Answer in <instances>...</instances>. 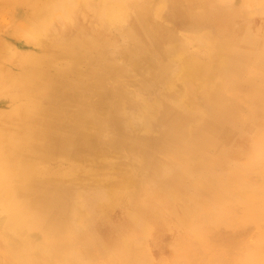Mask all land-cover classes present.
<instances>
[{"label":"rangeland","instance_id":"1","mask_svg":"<svg viewBox=\"0 0 264 264\" xmlns=\"http://www.w3.org/2000/svg\"><path fill=\"white\" fill-rule=\"evenodd\" d=\"M29 1L0 3V134L18 124L6 98L30 104L41 127L59 105L60 149L48 150L46 129L32 152L2 142L40 182L23 191L5 164L0 179L35 217L28 237L49 246L34 264H123L122 252L125 264H209L212 249L219 264L229 254L214 230L238 224L264 172V0H37L42 15ZM44 65L67 78L35 84ZM75 140L89 157L72 153Z\"/></svg>","mask_w":264,"mask_h":264},{"label":"bare ground","instance_id":"2","mask_svg":"<svg viewBox=\"0 0 264 264\" xmlns=\"http://www.w3.org/2000/svg\"><path fill=\"white\" fill-rule=\"evenodd\" d=\"M5 1H9V0H0V3H4ZM32 2H34V4H32ZM36 2H37V0H30L29 1V4H31L30 7L32 6V9H34L32 11L33 15H42L44 12H41L40 10H38V8H37L38 5H37ZM48 2H52L53 6L56 8L57 5H59V7H62L65 3H67V0H46V4H48ZM68 2H69V0H68ZM88 3H89V1H88ZM93 4H95V2ZM134 4H135V2H134ZM140 5L144 6V3L143 4L141 3ZM76 6L77 5H75V7ZM138 6H139V4H138ZM73 7L74 6L72 5V9H74ZM70 9H71V7H70ZM62 12H63V10H62ZM64 13L66 14L65 10H64ZM64 47H65L64 48V54H65L64 56H66V57H69V58H71L73 60H75V59L78 60L79 58L84 56V55H82L80 53H76L74 50H71V49L67 48L68 46H64ZM60 72H63V71H59L58 70L57 72L52 74L50 72V70H49V66L44 65V69L42 71H39L38 74H37V72H35V75L33 77V81L35 82V81L41 80L44 83L55 87V86H58V85L63 83V82H61L63 80L62 77L63 78H67V77H64L65 75L60 73ZM0 76L2 77V78L0 77V88H1L3 85H5L4 83L6 82L7 79L3 76V74H0ZM64 82H65V80H64ZM31 83H33V82H31ZM35 84H36V82H35ZM35 84L31 85V87H35L36 86ZM28 97L29 96H24L23 99L26 100V99H28ZM8 99L9 98H6V101L8 102V105L10 107L9 109H12V111L14 112L11 120L14 119L13 121L18 123L17 125H15V127L23 128L24 130H26V133L22 134L23 132L22 133L17 132L15 130V127H14L12 129H9V132L7 134H0V143L5 142V143H7L8 146H9V144L21 145V146L23 145V146H25V148H26V146L28 147V145H30V150H26V151H31L32 152L34 147L36 149H38V147H39L38 145H39V143L41 141V138L43 139V136L46 134V133L43 134V131L46 129L45 132H47L48 150L55 151V150L60 149L59 145L56 142L57 134H55L53 132L54 129H52V132L50 130L55 125L53 116L58 113L59 110L57 109V107L59 105L57 107H49V106L47 107L48 109L46 110L47 111L46 113L48 114L47 115L48 117L46 119V124H44V126L41 127L39 122H38L39 114H38V112H36L34 110V108L30 107V104H26V105H24L25 103L21 104L20 101H18V100L16 101V98L13 99V101H14V103H13V101L11 99L9 101H8ZM31 100H33V99H31ZM35 103H36V101H35ZM62 110L63 109L61 108V111ZM64 113L66 114L67 112L64 111ZM30 115H32V116H30ZM29 121H30V123H29ZM21 123H24V124H21ZM60 125H61V127L63 125V128H62L61 131H60V128H59L58 131H60L59 134L62 136L65 133L64 132L65 128H64V124L60 123ZM54 127H56V126H54ZM72 143L74 144V149L72 150V153H75L74 155H79V156H76V157H80V158H83V156L89 157V152H91L92 149L86 148L80 141H76L75 140V141H72ZM2 156H5V158L2 157ZM25 161H26V159L24 157H22V156H15L13 154L7 156V154L4 152L3 148L2 147L0 148V166L5 164V166L7 165V166L15 169L14 173L18 176V178H20L22 180L23 177H24L23 180L25 182L29 183L30 186H31L30 189H23V188H20V189H22L23 191H29V190L35 189L37 187L36 183H39L40 181L36 180L35 178H33L31 176V174L34 173V167L31 165V163H28V162H25ZM4 171H5V169H4ZM7 171H9V170H7ZM6 175H9V174H6ZM0 176L3 177L4 175H1V173H0ZM259 178H260L261 183L257 184V181H259ZM259 178H257V177L254 178L253 177V182L255 181L253 183V185L251 186V188L253 187V189L251 191H249L251 189V188H249V190H248L250 192L249 193L250 194L249 198L245 197L246 201H248V202L250 201L249 204H251V206L248 205V207L250 206V208L253 209V210L251 211V209H249L247 207L248 209L246 208L245 211L242 209V211H241L240 209L244 208V207L240 208V206L242 204L240 206H238V205H239L240 202L242 203L243 200L240 201L242 198H240L239 201H237V199H236L235 201H236V203H238V205H236V206L239 207V208L237 207L236 209H238L241 212V214L243 215L240 218L238 224L231 225L229 227V229H227L228 227H226V229L225 228H217V229L214 230V231H216V234L214 236H221V237H219V240L222 243V245L225 246V243L227 244V247L229 248V250H228L227 247H225V250L227 249L226 252H227V255L229 254L228 257H231L232 255L234 256L236 254L238 256L241 254L240 256L242 257L243 256L242 252H244L246 250L244 252V255L246 254L245 255L246 257L243 256V260L241 261V264H264V262L261 263V262L256 261L257 257H261V256L264 257V253H260V255H259V250L264 248V210H262V208H264V207L261 206L262 204H264V191H262V187H264V172H262L261 175H259ZM129 182L133 183L132 180H129ZM5 183H6L5 180L0 179V264H18V263H16L18 261L14 260V258L17 256L16 254H14V252H16V250L18 252H21L23 250L26 253V257H27V258H24V259H27L26 261L30 262L31 264H34V263H37V262H42L43 263V261L46 260L45 259V255H44L45 248L48 245L45 243L47 246H45V248H44L45 244L43 243V245H42V241L40 242L41 245H42L41 246L40 244H38V242L34 243L28 237V236H31L32 224H33V221H34L35 217L34 216L33 217L29 216L24 211L25 208L18 206L19 198L17 196L16 190L14 189L16 187V185L14 183H16V182L11 183L12 187H9V186L6 187ZM124 183H125V180H123V183L121 185H124ZM20 185L18 184L17 186H20ZM121 187H123V186H121ZM259 187H260V189H259ZM258 193L259 194L262 193V196L261 195L259 196ZM253 202H254V204H255V202L256 203L259 202V203H257L259 205L261 204L260 202H262V204L260 205L262 208L259 205H257V204H255V206L260 207V208L254 207V204H252ZM12 203L15 206L14 208H17L18 211H12L11 209L7 210V206L8 205H12ZM4 204H6V205H4ZM78 211H79V209H78ZM246 211H247V213H245V216H244L243 213L246 212ZM76 213H77V216H78V212H76ZM79 216H81V215H79ZM82 219H83V217H82ZM252 224L257 226L256 227V231H254L255 229L252 230V231L250 230V228L251 229L254 228V227L253 228L250 227V226H252ZM250 231H251V233L249 234ZM221 232H223V233H221ZM248 234L249 235H251V234L253 235V238H251L252 240H249L250 237H247ZM209 236H211V235L209 234ZM254 236H256L257 238L255 239ZM246 237H247V240H249V241L246 240ZM245 240L249 244L247 242H245ZM18 241L19 242L21 241V243H22L19 248H18V246H16V243H15V242H18ZM56 241L54 239V243H57ZM128 243H129V241H128ZM194 243H196V242H194ZM246 243H247V245L250 246V248L246 245ZM237 246L240 247V250H237L239 248V247L237 248ZM52 247H54V246H52ZM131 247H133V246H131ZM198 248H200V247H198ZM231 248H233L232 250L236 249V251L239 254L236 253L235 251H232V253H231V251H230ZM251 248H252V250H251ZM48 249H46V250H48ZM212 250L207 252L206 255L207 254L210 255V256H208V261H210L209 259H211V261H212L211 263L213 264V260L214 259L212 260V258H213V254H211ZM250 250H251V252H250ZM191 251H193V250H190V253H191ZM228 252H230V253H228ZM234 252L236 254H234ZM216 253H217V251H216ZM11 254H14L15 257L13 255H11ZM45 254L48 255V251H46ZM52 255H51V257H52ZM48 256L50 257V254ZM55 256H57V255H55ZM120 256H119V259H121L122 261H125L123 263V264H125L127 260L123 259V258H127V257L124 255L123 252L120 254ZM238 256H236V257L234 256L235 258H234L233 261L236 262V260H237L236 263L233 262L234 264H237L239 262L238 261L239 259H237ZM215 257H216L215 260H217V261H218L217 257L219 258V264L220 263L224 264V262L226 260H229V259L232 258V257L231 258L227 257V258L224 259V257H222V259H221L220 256H217V254H216ZM226 262L230 263L231 260L230 261H226ZM226 262H225V264H228ZM211 263L209 262V264H211ZM238 264H240V263H238Z\"/></svg>","mask_w":264,"mask_h":264}]
</instances>
